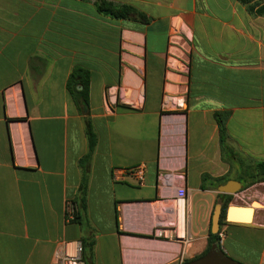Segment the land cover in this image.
<instances>
[{
  "label": "crops",
  "instance_id": "1",
  "mask_svg": "<svg viewBox=\"0 0 264 264\" xmlns=\"http://www.w3.org/2000/svg\"><path fill=\"white\" fill-rule=\"evenodd\" d=\"M100 1L146 21L101 13ZM75 68L89 73L87 105L67 91ZM171 96L185 103L172 146ZM87 126L96 145L84 160ZM260 161L264 18L236 0H0V264H55L66 243L85 264H264V209L211 239L199 204L218 194L203 176L241 182ZM138 164L143 185L114 179ZM85 176L84 209L67 223Z\"/></svg>",
  "mask_w": 264,
  "mask_h": 264
},
{
  "label": "trees",
  "instance_id": "2",
  "mask_svg": "<svg viewBox=\"0 0 264 264\" xmlns=\"http://www.w3.org/2000/svg\"><path fill=\"white\" fill-rule=\"evenodd\" d=\"M238 3L243 5L247 10L248 14L253 17H263L264 18V0H236ZM97 9L99 12L111 15L115 18H132L146 21V18L138 11L131 9L130 7L120 5L113 6L110 3L100 1L97 4ZM88 85H89V73L82 68H75L71 72L67 80V91L75 103H80L87 105L88 102ZM77 87H81V90H77ZM217 124L219 127V141L221 146L222 155L227 156L228 159L236 157V155L231 151L226 143V135L224 129V119L220 116H216ZM87 143H88V154L84 157V160H88L94 150L96 145V136L92 132L91 128L87 126ZM210 181V184L206 185V181ZM227 178H209L206 176L202 177L201 189L216 190L219 185L226 183ZM240 183L244 188H247L253 184L264 182V161L255 162L251 165L249 173L246 175L245 179L241 178ZM87 180L86 176L83 177L82 183L79 189V199L75 203L78 204L79 210L84 209V199L86 193ZM217 196L224 200V203H228L230 200L229 195L217 194ZM224 203H222V214L220 217L219 224L225 222V209ZM79 213V212H78ZM211 239L217 238V234H210Z\"/></svg>",
  "mask_w": 264,
  "mask_h": 264
},
{
  "label": "rangeland",
  "instance_id": "3",
  "mask_svg": "<svg viewBox=\"0 0 264 264\" xmlns=\"http://www.w3.org/2000/svg\"><path fill=\"white\" fill-rule=\"evenodd\" d=\"M175 29L177 30L175 32L186 33L185 29L181 25H177L175 27ZM179 104L182 106H179ZM184 109H185V103L182 101V99H177L176 97H172V96L165 99V104H164L163 110H164V114L168 116L167 120L171 124H169V126L164 125V130H165V128L172 130V131H169L167 133V134H169L167 136V139L170 142L169 145H171V146L175 145V144L177 145L178 142L180 143L183 141L184 129H183V132L181 131V133L176 132V126H177L176 120L182 119L184 122V117H183ZM183 122L181 123V126L184 128ZM174 125H175V127H174ZM178 137H179V139H178ZM171 146H170V148H171ZM250 187H247L244 189L242 187V189L238 193H236L235 195H230V200L226 204L224 203V200L219 198L218 196H216L217 198H215L213 203L211 202L210 198H203V200L199 203L201 205L200 209H201V211H204L205 209L203 208V206L205 207L208 204L209 205L208 213L209 212L212 213L213 208H214L213 206L215 204L224 203L225 207H227V206L248 207L253 202H257L261 205L260 208L258 207L255 210L264 209V186L258 185L255 189H253V191H251L252 193L256 192L257 190H259L261 192V196H256V197L249 195L247 189ZM222 224H223V222L221 223V225Z\"/></svg>",
  "mask_w": 264,
  "mask_h": 264
},
{
  "label": "built area",
  "instance_id": "4",
  "mask_svg": "<svg viewBox=\"0 0 264 264\" xmlns=\"http://www.w3.org/2000/svg\"><path fill=\"white\" fill-rule=\"evenodd\" d=\"M111 101L115 103L118 100V97L115 93L111 92ZM121 100L122 96L119 95ZM146 166L144 164H138L132 168L115 171L113 174L114 179L122 178L123 176H127L132 178L137 182L138 185H143L144 176H145ZM182 203V200L177 201V205L179 206ZM79 212V206L77 203L72 201H67L64 204V219L67 223L74 222L77 218ZM64 253L57 259L55 264H85L82 260V246L79 243H66L65 244Z\"/></svg>",
  "mask_w": 264,
  "mask_h": 264
},
{
  "label": "water",
  "instance_id": "5",
  "mask_svg": "<svg viewBox=\"0 0 264 264\" xmlns=\"http://www.w3.org/2000/svg\"><path fill=\"white\" fill-rule=\"evenodd\" d=\"M242 189V185L239 181L229 180L226 183L219 185L216 188L218 194L223 195H235ZM260 208L261 205L257 202H253L248 207L227 206L225 209V221L229 223H250L253 217L254 210ZM241 210L246 211L242 213ZM222 204H215L211 218H210V232L215 234L219 229V221L222 214Z\"/></svg>",
  "mask_w": 264,
  "mask_h": 264
},
{
  "label": "bare ground",
  "instance_id": "6",
  "mask_svg": "<svg viewBox=\"0 0 264 264\" xmlns=\"http://www.w3.org/2000/svg\"><path fill=\"white\" fill-rule=\"evenodd\" d=\"M179 106H182V105H180L179 104ZM177 122V126H176V132H178V133H181V131L183 132V127L181 126V123L183 122V120L182 119H178V120H176ZM169 124H171L169 121L167 122V125L169 126ZM174 127H175V125H174ZM169 128V127H168ZM174 130V129H173ZM165 131L166 132H169V131H172V130H169V129H167V128H165ZM177 136V135H176ZM176 138V137H175ZM182 138V137H181ZM178 139H179V137H178ZM174 142V141H173ZM176 145V144H175ZM180 146V145H179ZM177 147V146H176ZM177 150V149H176ZM175 150V151H176ZM178 154V153H177ZM180 155V154H179ZM181 158V157H180ZM238 207V206H237ZM178 211H179V216L178 217H180V219H181V215H182V205L180 204L179 205V207H178ZM242 211V213H246V211H244V210H241ZM180 219L178 220V221H180Z\"/></svg>",
  "mask_w": 264,
  "mask_h": 264
},
{
  "label": "flooded vegetation",
  "instance_id": "7",
  "mask_svg": "<svg viewBox=\"0 0 264 264\" xmlns=\"http://www.w3.org/2000/svg\"><path fill=\"white\" fill-rule=\"evenodd\" d=\"M223 206V205H222Z\"/></svg>",
  "mask_w": 264,
  "mask_h": 264
}]
</instances>
